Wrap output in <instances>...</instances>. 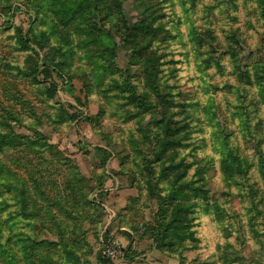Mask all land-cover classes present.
<instances>
[{"label":"rangeland","instance_id":"374dc122","mask_svg":"<svg viewBox=\"0 0 264 264\" xmlns=\"http://www.w3.org/2000/svg\"><path fill=\"white\" fill-rule=\"evenodd\" d=\"M0 264H264V0H0Z\"/></svg>","mask_w":264,"mask_h":264},{"label":"trees","instance_id":"16d2710c","mask_svg":"<svg viewBox=\"0 0 264 264\" xmlns=\"http://www.w3.org/2000/svg\"><path fill=\"white\" fill-rule=\"evenodd\" d=\"M80 7H81L80 4H78L77 7H75V8L69 6L68 4H63V7L61 8L60 12H61V14H64L66 16V17H64V21L67 22L68 21V18L75 19L76 13H78L80 11V9H81ZM40 38H41V40L43 42H46V44L49 41V39H48L47 34H46L45 31L41 32V37ZM48 45H50V44L48 43ZM44 65L47 66V64H44ZM47 67H51V66L48 65ZM53 67H54V69H57L59 71L62 70V68L59 66V64H56V66H53ZM168 142H170V143H177L178 146L180 145V142L179 141L173 142L171 140H168Z\"/></svg>","mask_w":264,"mask_h":264}]
</instances>
